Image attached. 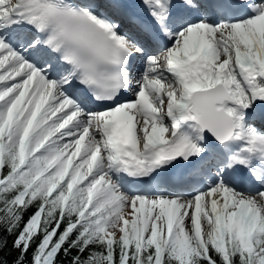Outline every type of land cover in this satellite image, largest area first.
I'll return each mask as SVG.
<instances>
[{
	"label": "snow or ice",
	"instance_id": "6c2138e0",
	"mask_svg": "<svg viewBox=\"0 0 264 264\" xmlns=\"http://www.w3.org/2000/svg\"><path fill=\"white\" fill-rule=\"evenodd\" d=\"M0 264H264V0H0Z\"/></svg>",
	"mask_w": 264,
	"mask_h": 264
},
{
	"label": "rangeland",
	"instance_id": "374dc122",
	"mask_svg": "<svg viewBox=\"0 0 264 264\" xmlns=\"http://www.w3.org/2000/svg\"><path fill=\"white\" fill-rule=\"evenodd\" d=\"M130 1V0H129Z\"/></svg>",
	"mask_w": 264,
	"mask_h": 264
}]
</instances>
